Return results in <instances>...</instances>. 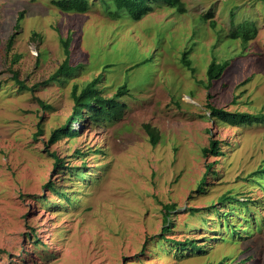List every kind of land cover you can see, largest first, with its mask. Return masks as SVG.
Here are the masks:
<instances>
[{
	"label": "rangeland",
	"instance_id": "1",
	"mask_svg": "<svg viewBox=\"0 0 264 264\" xmlns=\"http://www.w3.org/2000/svg\"><path fill=\"white\" fill-rule=\"evenodd\" d=\"M183 2L186 13L159 6L134 21L99 0L86 13L0 0V264H264V119L231 126L207 109L264 116V0ZM209 10L215 28L201 20ZM232 30L257 33L243 44ZM67 36L75 70L44 83ZM212 58L229 65L207 89ZM98 75L105 97L127 88L121 118L78 120L76 136L48 143L72 86ZM210 137L220 155H202ZM164 205L174 207L160 237ZM185 239L197 247L174 243Z\"/></svg>",
	"mask_w": 264,
	"mask_h": 264
},
{
	"label": "trees",
	"instance_id": "2",
	"mask_svg": "<svg viewBox=\"0 0 264 264\" xmlns=\"http://www.w3.org/2000/svg\"><path fill=\"white\" fill-rule=\"evenodd\" d=\"M102 4V9L111 19H117L122 17L123 15H127L134 21H138L143 18L145 15L150 13L155 7L165 6L167 8L173 9L176 13L183 14L187 12V8L183 2V0H99ZM51 4H53L58 9L63 12H76V13H86L89 9L90 3L89 0H51ZM232 17L233 14L231 13ZM213 12L211 10L207 11L205 14L201 15V20L204 22H208L209 26L215 28V22L212 20ZM22 18V13L18 15L16 19V23L14 25V29L19 27V21ZM257 31L254 30L253 34L250 35L247 31L243 32V34H239L232 30L228 33V37L235 39L237 37H242V43L255 38ZM13 37L11 36L7 40V48L9 49L12 44ZM70 36H67L65 39V53L66 57L64 61L61 63L59 68L49 76L44 83H47L51 80H56L59 76H68L74 70V66L69 65V51L68 46L70 43ZM181 61L184 67H187L188 70L193 71V66L188 55V50L181 52ZM229 63L226 60L216 61L214 58L210 60L207 64L206 68V79L208 81L207 89H209L213 80L218 79ZM18 85L19 90H32L27 88L22 81L17 78V73L12 71L11 77ZM100 76L95 77L91 81L87 82L82 88H78L76 84H74L70 91V96L73 101L72 111L70 115L66 118L65 122L52 129L50 131L48 137V143L53 144L57 142L61 138H69L74 137L78 134V130L73 127V124L83 119L84 122L87 123H96L101 120H109V119H119L122 116L123 110L125 108V103L123 101H119V98L125 94L127 88L125 85H120L117 87L116 92L113 96L105 97L101 89L97 87L98 80ZM41 103V102H40ZM234 103V101H232ZM42 104V103H41ZM44 107H47L44 105ZM207 109L209 110V117L214 120H219L220 122L231 125V126H240V125H252L253 123H260L264 119L262 113L260 114H251L247 112H238V111H228L224 108L215 107L211 104H207ZM39 126V123H38ZM144 129L147 132L149 142L151 145H155L157 143L158 134L157 131L152 128L149 124L144 125ZM202 155L206 156L208 153L211 155H220L221 151L219 148V141L217 139H213L212 137L208 140V145L203 147ZM50 156L54 159V166L61 164V159L58 158L55 152H50ZM211 163L206 164V171L210 168ZM262 169V168H261ZM76 175L82 177L84 172H76ZM204 177L201 178L200 182H203ZM45 186H50V188H54L50 181L45 183ZM198 190H202V188L198 185ZM61 192V191H60ZM233 197L222 196L220 202H225L227 200H231ZM174 207L173 205H164L163 206V225L161 227L160 237H163V232L168 229V218L170 208ZM174 242V241H172ZM175 244L180 246V248L190 247L196 248L194 240L185 239L183 241H175Z\"/></svg>",
	"mask_w": 264,
	"mask_h": 264
}]
</instances>
